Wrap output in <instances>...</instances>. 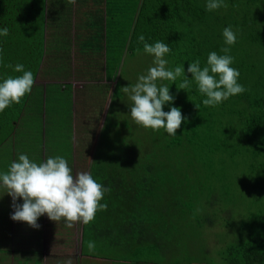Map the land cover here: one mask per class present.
I'll return each instance as SVG.
<instances>
[{"label":"trees","instance_id":"obj_1","mask_svg":"<svg viewBox=\"0 0 264 264\" xmlns=\"http://www.w3.org/2000/svg\"><path fill=\"white\" fill-rule=\"evenodd\" d=\"M207 2L208 0H131V10L139 7L140 12L131 22L128 51L119 56L109 52L105 65H102L106 75H111L107 78L109 80L121 71L115 87L116 95L120 96L123 76L137 81L139 75L145 73L141 69H135L130 75L128 70H121L128 56L144 51L145 43L155 44L159 41L167 44L170 48V52L164 57L168 61L167 67L174 70L177 66H184V76L191 80L189 91L178 89L177 85L183 81L180 77L175 82L165 80L170 94L174 98L183 96L185 102L182 106L175 102L164 106L165 111H170L173 106L180 108L185 118L175 136L169 135L163 128L153 130L141 126L146 130V136L124 138L128 135L127 129L132 131L136 123L133 120L128 123L125 119V129L119 128L113 132L111 125H107V120L115 113L111 104L105 123L101 126L104 131L100 133L103 143L112 139L114 141L113 147L110 144V152L103 155L105 157H96L94 144L82 149L73 148L72 136L68 135V130L57 134L46 148L49 155L47 158L62 156L67 159L74 176L79 172H90L97 182L110 189L100 201L101 204H107L108 209L98 211L90 223H82V255L86 256L83 246L85 237L91 233L97 240L113 245V248L117 249L119 246V255L128 257L133 264H148L157 260L145 256L147 248H151L157 257L163 256L168 252V248L164 250L168 235L171 233L175 237L176 231L172 229V224H175L177 216L182 219L187 211L193 210V197L199 191L207 189V206L213 208L217 205L216 197L231 186L217 187L209 183L207 173L200 171V163L217 166L215 162L218 161L219 165H241L244 175L252 180L256 192H264V0H224L228 7L213 11L206 9ZM53 10L54 4L51 3V11ZM94 17L95 14L92 21L85 22V29L94 25L102 26ZM47 26V0H0V28L9 29L8 36L0 35V82L9 76L22 75L8 65L23 64L26 71L30 70L34 74L31 93L26 94L21 103H13L0 112V146L10 144L12 139L9 138L30 109L40 113L47 109L50 116L59 119V125L67 120L70 122L68 115L72 109H65L63 104L71 100V87L68 92L66 87L58 89L65 101L58 100L52 92H42L41 96L48 103L47 107L44 108L41 102L40 105H33L39 94L35 91V82L47 52V37L52 46L64 48L65 54L69 52L66 48L72 47L74 43L65 29L58 33L50 30L47 34ZM228 26L232 27L237 36L234 45H227L223 37V29ZM141 35L144 36V41L139 39ZM115 41L111 38L109 45L116 44ZM87 47L88 45L83 48ZM117 47L121 51L123 44ZM225 47L230 48L228 54L234 57L231 67L238 69V83L246 91L231 96L217 106H205L203 100L206 96L198 91L197 84L187 69L197 59L203 68L207 65V57L211 52L223 55L221 49ZM86 57L90 58L87 63L96 61V58H91L88 54ZM122 83H128V80ZM157 84H160L159 80ZM53 100L56 102H52ZM196 104L200 107L197 108ZM78 126L80 132L87 130L84 125ZM96 128L98 130L99 126H93L94 132ZM68 129L72 133V126ZM116 152L118 156H115ZM199 152L201 156L198 155ZM208 156L211 162L206 161ZM195 157L199 163L194 161ZM226 158H229V162ZM219 182H226L222 174ZM226 194L225 204H228L229 191ZM20 200L23 202L22 198ZM5 209V201H0V254L3 257L6 252L4 238L9 235V213L4 214ZM110 211L112 213L109 215ZM206 215L207 212H204L202 218ZM262 215L264 213L258 216L251 213L243 221V228L235 242L228 243L222 252L226 264H264ZM167 217L171 222L163 234L157 227ZM227 226L232 227L230 220ZM89 254L96 258L105 255L102 251L98 252V249L96 253ZM189 264L196 263L191 261Z\"/></svg>","mask_w":264,"mask_h":264},{"label":"rangeland","instance_id":"obj_2","mask_svg":"<svg viewBox=\"0 0 264 264\" xmlns=\"http://www.w3.org/2000/svg\"><path fill=\"white\" fill-rule=\"evenodd\" d=\"M58 54L59 55L55 57L56 51L53 50V52H50V55L47 57L48 60H46L42 65L40 75L37 79L41 85L47 83L48 85H63L67 88V92L70 87L73 86L71 93L72 103L71 100L66 102V99H63L59 93L53 94L54 97L65 101L63 104V106L66 107L65 109L69 110L70 106L74 107L76 111V113L75 111L73 112L75 116V124L81 122V119L86 117H92V120H95V118L98 117L97 120L99 122V125H97V127L99 126L98 131L95 133L93 138L87 137L84 141L79 140V126H76L77 132H75V148L82 149V147L86 145L89 146L90 144H94V153L96 157L98 159L100 155L101 158L105 157L103 155L110 152V144L111 147H113L114 142L113 139L112 141L107 140L105 143L100 140V136L104 131V129L102 131L101 126L105 123L106 114L112 104V110H115V113L107 120V125H111L113 132L119 128L125 129V119L128 120V123L133 119L130 115L131 101H129L126 94L121 92V88L136 83L137 81L135 78L127 79L123 76L120 86L121 95L117 96L115 88L117 77L112 79L110 78V81L109 79L104 80V78L103 80H100L82 72L84 67H88V71L99 73L102 67L100 62L89 66L88 63L79 59L77 49H70V51L66 54L63 49L61 52H58ZM124 54L126 53L124 52ZM153 60L154 57L152 55L147 54L144 51H140L134 56L130 57L129 55L127 62L122 65L121 70H128L131 75L135 69H141V71H145L144 74H146L148 69L154 66ZM185 78V76H181L180 80ZM54 80L57 82H53ZM86 80L90 83L84 84L86 83L84 82ZM126 80H128V83H122L126 82ZM58 81H61L63 84H59ZM159 83V85L165 84V80L159 81ZM83 84L89 92H85L87 95L86 98H82V95L80 94V88L83 87ZM53 102L56 101L53 100ZM172 102L180 104V106L185 103L183 102V96L175 97ZM51 104L52 103H50V105ZM170 105L172 106V104ZM164 106H167V103ZM80 110L85 111V113H79ZM94 125L95 124H93L91 128H93ZM135 125L132 127L134 132L133 130L131 131V129H127L128 135L124 136V138L129 139L146 136V130L140 125ZM98 137L99 139H97ZM113 137L115 136L113 135ZM48 151H50V149H48ZM198 155L201 156V152H199ZM115 156H118V152L115 153ZM0 158V173H3L8 170L10 164L14 160V156L12 154H8L6 150H0ZM240 159L241 156H239V161ZM194 161L198 162L196 157ZM206 161L211 162L209 156ZM226 161L229 162V158H226ZM215 163H217V166L203 165L200 163V171L202 173H207V181L209 183H213L217 187H224L227 185L231 186L226 188L222 195H218L216 197L218 198L217 205L213 208L207 206L209 191L207 189L203 192L199 191L192 199L193 210L187 211L182 219L180 218L181 220L177 216L175 224H172V229L176 231L174 232L175 237L173 238L170 233L167 241H165L166 244L164 243V250L168 248V252L164 253L163 256L157 257L152 253L151 248H147V250L144 251L146 257H149L150 259H157L149 262L148 264H189L191 261L196 264H200V262H203L204 264H226L227 261L224 259L222 252L225 250L228 243L235 242L241 229L243 228V221L248 219L251 216V213L257 216L264 213V192L261 194L256 192L253 187L252 180L244 175L243 166L241 167V165H239L238 167H235L234 165L229 166L228 164L219 165L218 161ZM246 166L247 163L245 164V167ZM175 170L179 171L177 167H175ZM220 174L224 176L226 182H219ZM2 186L3 185L0 184V201H5L6 206H9L6 207L3 213L11 214L13 199L11 195L7 193L6 189H2ZM228 191L230 193V202L225 204L227 199L226 192ZM16 203L21 204V200L18 199ZM208 209H210V211ZM204 212H207V215L203 219L202 215ZM111 213L112 211L109 212V215ZM206 217L208 218L206 219ZM228 220L232 223V227L227 226ZM170 222L171 220H168V217L165 218V220L161 222L160 227H157V229L164 234L165 229H168L167 225ZM76 226L77 223L74 224L72 228L66 227V229L62 231V234H59V237H57L58 241H63L64 244L62 245L61 243L58 250L54 249V251H49L48 262H50V264H67L69 260L71 261V264H133L129 261L128 257L120 256L119 251L116 248H113V245L97 240L91 233L85 237L83 246L86 256L82 255L80 253L82 237L81 224L78 230L76 229ZM48 232L49 231H47V233ZM89 241L95 243V250L92 252L96 253L98 249V252L102 251L105 254L104 257L96 258L90 256L89 253L92 252H90L87 248V243ZM53 242L56 244L55 238L53 239ZM68 244L70 246H68ZM30 251H32V247H27L23 249L21 253L26 254ZM2 259L3 256L0 254V261ZM38 260H40V257Z\"/></svg>","mask_w":264,"mask_h":264},{"label":"clouds","instance_id":"obj_3","mask_svg":"<svg viewBox=\"0 0 264 264\" xmlns=\"http://www.w3.org/2000/svg\"><path fill=\"white\" fill-rule=\"evenodd\" d=\"M67 3L75 4L76 0H67ZM221 7H228L224 0H208L206 5L208 11ZM0 35L8 36L9 29L0 28ZM223 37L227 45L236 43L237 36L231 26L223 29ZM139 39L144 41L145 38L141 35ZM144 51L154 57V66L146 74L139 75L136 83L121 88V92L131 101L130 115L137 125L153 130L163 128L169 135L175 136L185 118L178 107L173 106L170 111H164V105L175 98L170 94L168 85L158 86L157 81L175 82L178 77L185 75V68L177 66L172 70L167 67L168 61L164 57L170 48L163 42L145 43ZM221 52L224 54L211 52L203 68L197 59L187 69L198 91L206 96L203 100L205 106H217L231 96L246 91L238 83V69L231 67L234 57L228 54L230 48H222ZM8 67L22 75L9 76L0 82V112L13 103H21L34 85L33 72L26 71L23 64ZM177 87L189 91L191 80L185 78ZM196 107L200 106L196 104ZM0 182L13 199L15 211L11 218L34 228L40 227L37 221L44 214L57 223L63 219L67 228H72L78 222L88 224L94 220L97 211L107 209V204H101L100 201L105 192L110 191L97 182L90 172H79L74 176L67 159L62 156L48 157L46 161L38 163L30 160L27 154H19L18 160L13 161L6 172L0 173ZM20 198L23 203H16ZM87 248L90 252L94 251L95 243L89 241ZM67 264H71V261Z\"/></svg>","mask_w":264,"mask_h":264},{"label":"crops","instance_id":"obj_4","mask_svg":"<svg viewBox=\"0 0 264 264\" xmlns=\"http://www.w3.org/2000/svg\"><path fill=\"white\" fill-rule=\"evenodd\" d=\"M130 1L131 0H76L75 4H70L67 3V0H47V34L50 30L54 33H58L65 29L70 35L69 38L72 40V42H74L72 47L66 48L67 51H70V49H77L79 59L86 63L90 59L86 57L87 54L91 58H96L95 62L88 63L89 66L98 62L101 63V66H104L107 61V54L109 55V52H111L112 55L119 56L121 53L124 54V52L126 53L128 51L129 39H131L130 37L132 33L131 22L135 15L140 12L139 7L132 9L134 12L131 10L132 5L130 4ZM51 3L54 4L53 12L51 11ZM51 12L52 15L50 17ZM94 14V19L96 18V21L98 20L102 26L98 27L94 25L89 26L88 29H85V22L92 21V16ZM111 38L116 40V44L113 43L112 45H109ZM121 44H123V48L121 49L123 52L119 51V47H117ZM86 45H88V47L83 48ZM63 49L64 48L58 49L55 45L52 46L47 37V52L43 59V63L41 64L40 72L44 62L48 60L47 57L50 55V52H53V50L56 51V57L59 55L58 52H61ZM87 68L88 67H84L82 72L87 73L88 76H94L96 74L92 71H88ZM40 72L38 76L40 75ZM120 73L121 71L118 72L117 76H120ZM106 74L107 73L104 67H101L99 73L94 77L100 80H103V78L104 80H108L107 78L111 77V75L107 76ZM112 76H115V74H112ZM37 78L35 82V91L37 93L39 92V94L37 98L34 99L33 105H40L41 102L43 107L46 108L48 103L42 97V92H52L53 94H56L59 93L58 89L64 88V86L48 85V83L41 85ZM53 82L57 81L54 80ZM58 82L59 84H63L61 81ZM84 82H86L84 84L90 83L88 80ZM84 84L83 87L81 86L82 88H80V94L82 95V98L87 97L85 92L89 93L87 88L84 87ZM71 89H73V86ZM70 109H72L71 113L68 115L70 122L67 120V122L63 123L62 119L60 120L62 122L61 125H59V119H54L56 117L53 118L49 113L46 112L47 109L42 113L37 112L34 109L28 110L21 118L18 128L9 138L12 139L13 142L11 140L10 144H5V146L1 145L0 150H6L8 154H12L14 156L13 161L18 160L19 154L23 153L27 154L31 160L39 163L46 161L47 156H49L46 150L49 142L51 139L57 137V134H60L61 132L64 133L68 130V135L70 137L72 136L74 146L73 148H75L74 142L76 136L75 132H77V125L81 124V126H86L85 129L87 128V130L80 132V138H82L81 140H85L87 137L93 138L98 130L96 128V131L94 132V129L91 127L93 124H95L94 126L99 125L97 120L98 117H96L95 120H92V117H86L81 119V122L75 124V116L73 113L75 109L71 106ZM79 113L83 114L85 111L80 110ZM69 126H72V133L68 129ZM88 132L90 133L89 135H87ZM97 139H99V137ZM0 184H2V182ZM2 188L5 187L2 186ZM22 203L23 202H21V204ZM14 211L15 209L12 207L11 214L9 213L8 217L9 235L4 238V247L6 249L4 254L5 257H3V259L0 261V264H50V262H48L49 251H54V249L58 250L59 245L61 243L62 245L64 244L63 241H58L57 237H59V234H62V231L66 229L65 221L62 219L57 223L49 219L47 214H44L39 217L37 221L40 227L34 228L28 225L26 222L13 220L11 215ZM80 224L82 234V222L77 223L76 229L78 230L80 228ZM47 231L49 232L47 233ZM54 238L56 244L53 242ZM68 246L70 245L68 244ZM27 247H32V251L22 254L21 252L23 249ZM117 249L121 252V248L119 246H117ZM39 257L40 260H38Z\"/></svg>","mask_w":264,"mask_h":264}]
</instances>
